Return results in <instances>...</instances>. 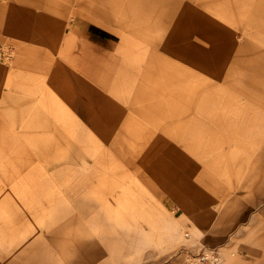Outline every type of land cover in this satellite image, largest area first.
Here are the masks:
<instances>
[{
	"label": "rangeland",
	"instance_id": "rangeland-1",
	"mask_svg": "<svg viewBox=\"0 0 264 264\" xmlns=\"http://www.w3.org/2000/svg\"><path fill=\"white\" fill-rule=\"evenodd\" d=\"M47 1L49 4L40 2V0H24L23 3L18 4V12L29 21L33 31L31 34L28 32L22 36L7 34L0 40V121L6 122L10 131L21 135L20 144H23L27 151L34 153L35 162H39L38 166L42 167L41 170L33 172L34 181L30 182L26 178L27 171L20 173L17 171L23 166L22 162L26 158L20 152L22 149L18 146L15 148L6 146L0 149V186H6L14 196L16 195L15 188L12 189V187L15 185L10 180H17L16 183L23 188L24 195L27 194V190L31 192L29 196H33L34 204L39 203L46 192L56 188L55 185H46L49 182H56L53 178L56 169H44L47 168V163L39 153L43 150L65 149V146L58 145L49 146L46 149V146L42 144L57 140L55 134L58 130L48 128L47 119L56 123L61 131L67 132L64 129L63 117L65 110H72L71 98L75 92L70 89L68 77L73 74L79 75L91 83L94 88L101 90L97 86L96 74L102 75L103 72H112L120 66L128 67L130 64L141 62L139 78L152 75L161 77L159 68L154 66L148 72L149 74L147 73L148 61L164 67L167 61L174 60L183 66L185 71L183 76L188 77L189 100L191 95L194 96L197 93L200 86L202 87L200 94L203 95L206 90L208 92V84L212 82L220 86L219 88L223 87L231 94L233 93L231 96L237 105H251L256 111L261 110V113L264 111V63L262 68L255 66L256 62H253L250 56V53L255 52L256 49L264 50V38H261L262 34L261 36L258 34L260 30H255L253 24L241 17V13L229 12L226 17L223 14L224 10H219L218 23L220 28L225 30L223 33L220 32V39L227 42L226 34H229L230 39L235 41V47L231 52L232 59L228 58L219 62L208 60L207 65L211 70L206 71L201 66L181 61L169 52L143 41L123 26L121 18L131 19L124 10L128 7L125 5L127 0L124 1L125 4H117L116 0ZM189 1L195 4V1ZM228 1L230 0H221V3H228ZM122 35L127 36L125 42L121 41ZM247 38H252L251 43L244 42ZM246 53L249 54L247 62L244 56ZM59 63L63 68L60 74H57L58 72H53V68ZM217 69L222 72H214ZM111 74L112 79H115L114 71ZM53 77L57 78L55 82L52 81ZM47 89L49 95L44 97ZM101 93L98 102L102 113L97 111V114L102 116V120L108 113L116 116L135 112L132 110L133 107L130 108V105L122 98L118 100L107 94L106 90H102ZM231 96L228 95L229 98ZM28 104L32 105L31 110L38 109L40 114L28 120L30 117L27 112L21 118L20 123H12L15 120L11 117L14 118V114L22 113L24 105ZM188 112L192 115L196 114L197 104L191 110L181 109L178 117L182 119H179L180 122L174 126L183 124V116ZM222 112L229 117L233 116L230 110L223 108ZM25 120L28 122H24ZM129 120L131 119L127 122ZM235 121L238 122V120ZM251 121L247 125L239 124L234 142L225 140L224 151L228 166L231 168L220 177L223 187L218 196L220 199L214 202L198 206L194 201H189L186 205H182L154 177L145 172L140 173L139 181L150 194L149 203L154 204L153 212L160 213L161 216L153 215L151 210L142 207L139 213L134 214L139 217L138 221L148 239L138 247H133V250L127 249L126 245L115 246L113 253H109V247L102 248L101 246L100 252L96 246L83 249L76 247L77 255H74L67 247L71 232L75 231L74 239L78 236L96 239L93 214H79L81 216L77 218L78 221L81 219L84 223L83 231H79L75 224L77 216L73 217L75 220L71 225L66 226L59 223L53 228L51 223L54 217L49 213H43L39 216H27L25 218L27 222L24 225L11 231L8 234L9 237L5 236L0 240L4 244V248L0 249V262L24 264V261L33 260L36 261L35 264H97L98 260L105 257L108 259L107 264H190L186 261L187 252L198 251L203 247H222L225 259H227L235 252L244 251V247H247L246 244L251 239L253 245H264V242L257 240V236L264 234V205L258 204L260 198L258 199L253 192L251 194L246 190L259 180L255 170L258 169L257 165L264 156V113L262 116L257 115ZM136 127L139 128V123ZM149 127L158 129L154 123L148 124L147 128ZM3 131L6 134L8 132ZM69 132L72 145L76 144L88 149L96 147V144L90 140L83 145L80 142L77 143L74 138L76 137L74 126L71 125ZM169 138L171 139V136ZM102 148H105V142ZM115 152L121 156L116 143ZM115 152L111 153L117 162L119 157ZM9 154H15L16 157L8 158ZM217 157L218 164H221L222 159L219 158V154ZM57 164L58 162H51V165ZM150 164L162 173L167 182L175 184L171 175L165 173L159 165L154 162ZM114 165L117 163L110 166L115 168ZM140 165L139 162L134 166L131 164V174L136 172L138 169L135 170V168ZM13 171L17 172L13 175ZM90 185L86 187L89 188ZM64 199L73 215L85 211L78 208L69 194H66ZM17 204L25 214L28 213L27 203L18 199ZM222 211L228 214V219H230L229 212L230 214L235 213L234 218L238 219L233 222L227 220L220 222L219 215ZM86 212H89L88 208ZM110 216L116 215L101 216L104 223L105 219ZM162 216L164 217L160 218ZM144 218L146 220L150 218L151 224L144 223ZM218 225L223 231L216 229ZM188 232L191 235L187 234ZM6 249L8 253L5 252ZM71 255L74 258H71ZM225 262L224 264H227Z\"/></svg>",
	"mask_w": 264,
	"mask_h": 264
},
{
	"label": "crops",
	"instance_id": "crops-1",
	"mask_svg": "<svg viewBox=\"0 0 264 264\" xmlns=\"http://www.w3.org/2000/svg\"><path fill=\"white\" fill-rule=\"evenodd\" d=\"M23 1L0 0V40L5 38L7 34L22 36L28 32L31 34L33 31L29 21L18 12V4L23 3ZM124 1L116 0L117 4H125ZM193 1L195 4L189 0H127L125 5L128 7L124 10L131 19L121 18V24L127 27L132 34L142 38L143 41L169 52L170 55L181 61L184 60L187 63L201 66L206 71L211 70L207 65L208 60L219 62L231 58L235 41L230 39L226 42V40L220 39V32L223 33L224 31L219 28L217 10L213 7L215 0ZM40 2L49 4L47 0H40ZM55 8L57 9L58 6L56 5ZM262 32L264 33V29ZM126 39L127 36H121L122 42H125ZM251 41L252 38H247L244 42L248 44ZM244 56L245 62H247L249 54L246 53ZM250 56H252L251 60L256 62L254 65L262 68L264 50L258 51L256 49L255 52L250 53ZM148 63L147 73L154 66L159 68L161 77L152 75L147 78H139V71L142 68L141 62L130 64L128 67L120 66L113 70L115 79H112L111 73L113 71L103 72L102 75L96 74L97 86L101 90L94 88L91 83L77 74L69 76L70 89L75 92V95L71 98L72 110H65L63 117L64 129L68 133L58 129L56 123H52L49 119L46 120L48 128L58 130L55 137L59 136L71 141L68 134H70L72 125L77 143L82 144L83 140H90L96 144V147L89 149V154L92 155L89 161L82 159L79 161L62 160L55 166L46 161L47 168L44 169L62 167L66 170H72L75 168L81 173L84 172L83 169H88L91 166L98 167L97 170L101 173L94 176L92 174L86 180L82 179V183L91 184L89 188L88 186L84 187L82 197L93 199V206L88 208V213L85 208V211L78 212V214L94 215L95 241L99 252L101 246L107 248L109 244L119 247L126 245L128 246L127 249L133 250V247H138L147 241L148 238L138 221L139 217L134 216L142 208L151 210L153 215L161 216L160 213L153 212L154 204L149 203L150 194L139 181L141 172L154 177L182 205L194 201L196 205L202 206L220 199L218 196L223 187L220 177L231 168L228 166L224 151L225 140L234 142L240 127L239 124L247 125V123L252 122L251 119L257 115L262 116L264 113V111L261 113V110L256 111L251 105H237L231 96L233 93L231 94L223 87L219 88L220 86L212 82L208 84V92L206 90L203 95L200 94L202 88L200 86L197 93L194 96L191 95L189 100L188 77L183 76L185 71L178 61H167L164 67L158 66L153 61H148ZM62 68L63 66L59 63L53 68V72L60 74ZM214 72L221 73L222 71L219 72L217 69ZM56 80V77L52 78L53 82ZM102 90H106L107 94L116 97L118 100L122 98L125 103L130 105V108H134L132 110L135 112L122 113L116 116H111L108 113L102 120V116L97 114V111L102 113L98 102ZM47 95H49L48 89L47 92H44V97ZM195 104H197V113L193 115L189 112L185 113L183 116L184 123L180 126H174L180 122L179 119H182L178 117L180 110H191ZM223 108L232 111L233 116L224 115ZM31 109V104L24 105L22 113L14 114V118L11 117L15 120L12 123H20L21 118L27 112L30 117L28 120L40 114L38 109ZM128 119L131 120L127 122ZM28 120L24 122L27 123ZM138 123L139 128L136 127ZM152 123L158 126V129L147 128V125ZM8 128L9 125L1 120L0 131L5 134L0 132V149L6 148V146L14 148L18 146L19 149H22L20 152L26 158L22 162L24 163L23 166L17 171L35 172V170H41L42 167L38 166L39 162H35L34 153L27 151L25 146L20 144L21 135L10 131ZM3 130H7V134ZM23 130L24 126L21 131L23 132ZM167 135L171 136V139ZM104 142L105 148H102ZM115 143L119 146L121 156L115 152ZM75 146L78 145L75 144ZM78 147L82 149V146ZM112 151L119 157L117 162L116 159H113ZM74 154L80 156L82 153L78 151V154L76 152ZM218 154L219 158L222 159L221 164H218ZM14 155L9 154L7 156L13 158ZM147 157L148 160H146ZM262 159L257 165L258 169L255 170L259 180L246 190L250 191L251 194L253 192L255 197L261 199H259L258 204L264 205V156ZM137 162L141 165L135 168V170L138 169L136 172L131 174L130 165L134 166ZM153 162L159 165L165 173L170 174L175 184L167 182L162 173L150 164ZM109 163H117L118 167L122 169L121 173L116 174L117 170L111 167L112 164L109 165ZM29 165L30 167H28ZM27 179L30 182L34 181V178ZM16 181L11 180L13 185L19 186ZM188 197H191L192 200ZM106 214L116 215L110 216L111 220L118 222L115 229L112 227L110 230L108 222L104 223L101 216H106ZM231 214L229 212L230 219H228V214H224L222 211L219 215V221L233 222V220L238 219L234 218L235 213ZM2 220V225L5 227L7 222L5 218ZM245 220L248 221L249 219ZM26 222L25 219L24 224ZM144 223L151 224L150 218L147 220L144 218ZM216 229L223 231L220 225ZM6 232V230L0 231V236L5 237ZM257 240L264 242V234L257 236ZM251 242L252 239L246 244L247 247H244V251L235 252L225 259L227 264H264V245H253ZM87 243L81 241L77 247L79 249L88 248ZM69 245L70 242L67 247ZM5 252L8 253V250L6 249ZM113 252H110L109 249V253ZM31 262L35 264L36 261L28 260L24 261V264ZM0 263L8 264L5 261Z\"/></svg>",
	"mask_w": 264,
	"mask_h": 264
},
{
	"label": "bare ground",
	"instance_id": "bare-ground-1",
	"mask_svg": "<svg viewBox=\"0 0 264 264\" xmlns=\"http://www.w3.org/2000/svg\"><path fill=\"white\" fill-rule=\"evenodd\" d=\"M213 7H215V9L217 10V14H219L218 13L219 10L221 11L224 10L223 14H225L226 17H228L229 12H233V14L241 13V17H243L244 19L246 18L248 22L253 24L256 28L255 30H260V32L258 33L260 36L261 34L262 36H264V33L262 32L264 29L262 28L264 25V0H238V1L230 0L228 1V3H221V0H215V5ZM219 28H220V24H219ZM220 30L223 29L220 28ZM226 39L227 42L230 40L229 34H226ZM48 124L50 126V123ZM55 138L57 140L49 141L42 145L46 146V149H48L49 146H57V145L65 146V149L62 150L57 149V151L43 150L39 154L42 155L45 161L57 163L62 160L79 161L82 159L83 161H89L91 159L92 155L89 154L88 148L82 147L81 149L78 146H74L75 144L72 145L73 143H71V141L59 136H56ZM85 142L86 141L83 140L82 144H85ZM78 151H81L82 154L80 156L82 157L74 154V152L78 154ZM97 168L98 167L91 166L88 169H83L84 172L80 173V170H77L75 168H73L72 170H66L62 167H57L53 175V178L55 179L56 182L46 183V185L48 186L55 185L56 188L49 192H46V195H42L41 200L37 204L33 203V196H29V194L32 193L27 190L28 195L27 194L24 195L23 188H21L20 186L12 187V189L15 188V193H16L15 196L12 194V192H9V189L6 186L3 185L0 186V231L6 230L7 231L6 236L9 237L8 234L11 231L17 229L20 224L22 225L24 224L25 218H27V216H39V215H43V213H49L54 217L51 223L53 228H55V226H57V224L59 223L66 226L71 225L72 221L74 222V220L80 217L81 215H79L78 213L74 215L70 213L66 203L64 202L65 200L64 196L66 194H69L70 198L73 200V202L77 204L78 208L81 210L93 206L94 203L93 199L91 198L89 199L86 197L84 199L82 197V191L84 190V187L86 188V185L88 184L87 182L82 183V179L86 180L89 179V177L92 176V174L94 176L101 173L99 170H97ZM115 169L117 170L116 174L121 173L122 171L121 167H118V165H116ZM16 172L17 171H13L12 174L14 175ZM18 172L20 173V171ZM26 174H28L26 178H30V180L31 178H33L32 171H27ZM49 176L48 178L51 177ZM17 198L20 199V201H22L23 203H27L26 207L28 213L25 214L24 211L21 209L20 205L17 204V200H18ZM75 216L77 217L74 219L73 217ZM3 218H5L7 222V225L5 227L4 225H2ZM107 222H108V227H110L109 228L110 230L112 227H114L113 229H115L116 223L118 224V222H116L115 220H111L110 218L106 219L105 223ZM94 223H95V218H94ZM75 224H77L79 231L80 230L83 231L84 223L81 222V219H79V221L77 219V222ZM70 234H72L70 237L71 244L69 245L68 249L71 250L72 254L74 255H77L75 249L78 248L77 246L80 244L81 241L88 242L87 246L89 248H91V246L95 247L97 245L96 241L94 240V237L81 238L78 236L74 239L75 231L71 232ZM2 237L4 236H0V240L2 239ZM115 246L116 245L109 244V249L111 252L115 250L114 249ZM2 248H4V244L2 241H0V249ZM71 258H74V256L71 255ZM107 260L108 259H100L97 261L98 262L97 264H107L108 263Z\"/></svg>",
	"mask_w": 264,
	"mask_h": 264
},
{
	"label": "built area",
	"instance_id": "built-area-1",
	"mask_svg": "<svg viewBox=\"0 0 264 264\" xmlns=\"http://www.w3.org/2000/svg\"><path fill=\"white\" fill-rule=\"evenodd\" d=\"M186 261L190 264H224L225 256L221 247H203L198 251H188Z\"/></svg>",
	"mask_w": 264,
	"mask_h": 264
}]
</instances>
